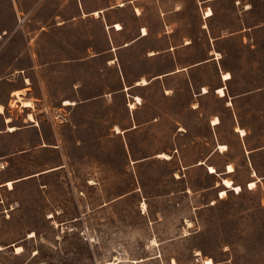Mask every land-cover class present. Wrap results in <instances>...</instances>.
Returning <instances> with one entry per match:
<instances>
[{
	"label": "rangeland",
	"instance_id": "374dc122",
	"mask_svg": "<svg viewBox=\"0 0 264 264\" xmlns=\"http://www.w3.org/2000/svg\"><path fill=\"white\" fill-rule=\"evenodd\" d=\"M1 107L0 264H264V0H0Z\"/></svg>",
	"mask_w": 264,
	"mask_h": 264
},
{
	"label": "bare ground",
	"instance_id": "6f19581e",
	"mask_svg": "<svg viewBox=\"0 0 264 264\" xmlns=\"http://www.w3.org/2000/svg\"><path fill=\"white\" fill-rule=\"evenodd\" d=\"M122 6H123V5H122ZM94 15L98 17V16L100 15V12H95ZM211 16H213V12H212L211 9H209V10H207V12H205V18H209V17H211ZM116 28H117V30H121V29H122L121 25H119V24L116 25ZM122 30H123V29H122ZM142 32H143V36H146V35H147V30H146V29H143ZM150 55H153V53H151ZM231 78H232V76H231L230 73H225V74L223 75V79H224L225 81H229V80H231ZM139 84H141V85H146V84H147V81H146V80H141V83H138V85H139ZM203 91H204V93H207V92H208V90H207L206 88H204ZM217 92H218V95H219L221 98L226 97V92H225V89H224V88H220V89H218ZM14 95L20 99V96H19V93H18V92H16ZM138 100H139V102H140V98H138ZM73 104H74V102H71V101H65V106H66V105H67V106H68V105L70 106V105H73ZM23 106H24V107H31V103H30V102H23ZM132 106H133V105H132ZM2 111H3V107L0 108V112H2ZM29 117H30V116H29ZM33 118H34V117L31 116V117H30V120H31V121H34ZM212 124H213V126H218V125L220 124L219 119H218V118H215V119L213 120ZM116 128H117V127H116ZM9 130H10L11 132H13V131L16 130V128H15V127H11V128H9ZM238 132L241 133L242 136H245V135H246V131H244V130H242V129H241V130H238ZM226 149H227L226 145H219V150H221V152H224ZM159 156H161L162 158L170 159V156H168V155H164V154H162V155H159ZM209 172H210L211 174H216V175L218 174L217 171H216V169H215L214 167H212V166L209 167ZM233 172H234L233 167H232V166H229V167H228V172H227V173H228V174H231V173H233ZM7 185L12 189V186H13V183H12V182H8ZM223 185H224L227 189H230V190L235 191V192H237V193H240V192L242 191V189H241L240 186H235L234 183H233L231 180H228V179H223ZM255 187H256V182H251L250 185H249V188H250V189H253V188H255ZM226 196H227V190H222V191L220 192L219 197H220L221 199H224ZM31 236H32V235H31ZM20 250H22V248L18 247V248H17V251H20ZM198 254H199V252H198ZM173 264H176L175 261H173ZM204 264H215V263H214V261H213L212 259H207V260H205Z\"/></svg>",
	"mask_w": 264,
	"mask_h": 264
},
{
	"label": "crops",
	"instance_id": "0c3cea01",
	"mask_svg": "<svg viewBox=\"0 0 264 264\" xmlns=\"http://www.w3.org/2000/svg\"><path fill=\"white\" fill-rule=\"evenodd\" d=\"M128 46V45H127ZM175 72H180V70H177V71H175ZM175 72H170V73H168L166 76H168V75H170V74H173V73H175ZM27 108V107H26Z\"/></svg>",
	"mask_w": 264,
	"mask_h": 264
},
{
	"label": "water",
	"instance_id": "95a60500",
	"mask_svg": "<svg viewBox=\"0 0 264 264\" xmlns=\"http://www.w3.org/2000/svg\"><path fill=\"white\" fill-rule=\"evenodd\" d=\"M222 183H223V179H222Z\"/></svg>",
	"mask_w": 264,
	"mask_h": 264
}]
</instances>
